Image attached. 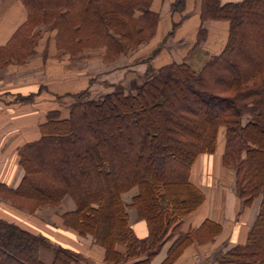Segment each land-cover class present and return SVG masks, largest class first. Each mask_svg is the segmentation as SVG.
<instances>
[{
  "label": "trees",
  "instance_id": "1",
  "mask_svg": "<svg viewBox=\"0 0 264 264\" xmlns=\"http://www.w3.org/2000/svg\"><path fill=\"white\" fill-rule=\"evenodd\" d=\"M151 1L21 0L26 18L0 45V69L35 52L41 26L56 30L57 47L70 57L100 48L103 61H114L154 35L158 13ZM184 4L174 0L171 9L181 12ZM199 13L191 50L205 38L203 21L224 19L228 33L218 53L198 69L186 60L148 64L133 91L114 83L98 97H88L87 89L73 94L65 116L48 111L39 137L18 148L22 175L15 187L0 182V196L29 210L69 196L75 207L62 214L63 223L103 246L106 262L152 264L172 239L159 264H173L187 246L221 230L208 218L185 231L181 224L205 199L189 180L191 165L214 152L223 127L221 162L233 170L236 194L243 206L260 201L244 242L216 261L264 264V0H200ZM132 187L137 193L127 206L145 221L144 237L133 231L122 201ZM42 248L52 253L48 263ZM0 264L95 263L0 218Z\"/></svg>",
  "mask_w": 264,
  "mask_h": 264
},
{
  "label": "crops",
  "instance_id": "2",
  "mask_svg": "<svg viewBox=\"0 0 264 264\" xmlns=\"http://www.w3.org/2000/svg\"><path fill=\"white\" fill-rule=\"evenodd\" d=\"M172 1L174 0L151 1L150 8L158 13L154 35L140 44L136 48L138 51L119 56L114 60L116 64L122 63L121 66H125L127 63L122 62L123 60L131 56H142L143 63L157 67L171 61H182L190 54L201 23L200 0H185L181 12L171 9ZM25 18L26 9L21 0H0V45L8 41ZM203 26L206 34L198 47L207 50L208 54L218 53L226 41L228 21L208 19L203 21ZM40 29L41 35L35 52L23 61L9 62L0 69V182L9 187H15L22 175V169L18 165V148L39 137L38 125L45 119L48 111L56 109L65 116L68 94L73 100V94L86 89L90 78H97L95 73L104 67L95 65L94 68L90 64L92 59L89 60L88 56L89 53H100L102 49L89 48L70 57L67 51L57 47L55 29L44 26ZM177 55H181L180 60H175ZM161 56L164 59L160 60ZM95 59L99 60L98 56ZM146 67L138 63L127 65L125 69L143 75ZM30 94V99H20ZM223 148L224 128L220 127L214 152L199 154L190 169L189 180L203 190L205 199L198 208L183 218L181 224V229L185 231L208 218L219 222L221 230L212 240L194 242L187 246L173 264H217L216 257L222 251L233 244L244 242L253 223L260 199L256 197L250 205H242L235 191L233 170L221 162ZM132 188L122 194V201L126 206L137 193V188ZM64 199L65 197L60 204ZM57 207L58 205L42 206L29 210L16 207L0 196L1 219L45 236L49 241L53 239L50 237L53 227L57 228L62 240L56 244L82 251L86 254L84 257L95 264H112L104 260L103 246L94 242L91 236H82L76 229L63 223L62 214L75 207L72 199L65 210ZM126 211L135 234L138 237L146 236V223L139 218L135 208L127 206ZM171 241L169 239L164 242L151 259L152 264H159L164 259ZM118 249L123 250V246L119 245ZM40 258L48 263L52 253L42 248Z\"/></svg>",
  "mask_w": 264,
  "mask_h": 264
},
{
  "label": "rangeland",
  "instance_id": "3",
  "mask_svg": "<svg viewBox=\"0 0 264 264\" xmlns=\"http://www.w3.org/2000/svg\"><path fill=\"white\" fill-rule=\"evenodd\" d=\"M135 51H138V50L133 49L128 53L133 54ZM88 56L91 57V58L89 57V60L92 59L91 60L92 62H90V64H92L94 68H95V65H98V67L99 65L104 66L103 69H100L97 73H95L97 78L93 77V78H90V80L88 81V85L86 86V89L88 90V97H98L102 95L103 93L112 89V84L114 83L122 84L126 91H133L135 86L139 82H141V80H143L142 78L143 75H138L133 70L125 69V66L135 65V64L137 65L138 63H141L142 66L145 65V67L148 66V64L143 63L144 59L142 56H139V57L131 56L129 59L123 60L122 62L127 63V65L125 66L124 65L121 66L122 63L116 64V62L114 61H109V62L103 61L101 59L100 53L93 52V53H89ZM95 56H98L99 60H96V59L94 60ZM180 56L181 55H177L175 57V60H180ZM165 58L167 57L165 56ZM207 58H208L207 50H205L202 47H198L197 45L195 48H193V50H191L190 54L186 56L184 60H186L193 68L198 69ZM162 59H164V56H161L160 60ZM102 61L105 62L104 65L102 64L103 63ZM83 64L85 65V63ZM69 95L70 94H68V96L66 97L67 104L72 101V97L71 95L70 96ZM134 188L135 187H133L132 189ZM70 202H71V198L69 196H66L63 202L60 205H58L57 208L59 210H65L64 208L67 206V203H70ZM52 207H56V206H52ZM50 234H51L50 237L53 238V239H50L51 243L56 244L58 243L59 240H62L60 237V230H57V228L55 229L53 227V230L50 232ZM75 251L81 254L83 258L88 259L87 257H84L86 256V254L83 253L82 251H79V250H75Z\"/></svg>",
  "mask_w": 264,
  "mask_h": 264
}]
</instances>
